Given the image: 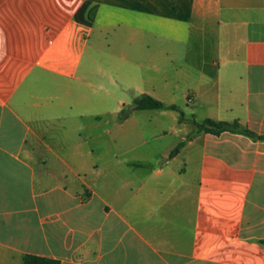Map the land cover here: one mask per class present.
<instances>
[{
    "label": "crops",
    "instance_id": "obj_1",
    "mask_svg": "<svg viewBox=\"0 0 264 264\" xmlns=\"http://www.w3.org/2000/svg\"><path fill=\"white\" fill-rule=\"evenodd\" d=\"M107 116L149 151L92 185ZM207 119L264 136V0H0V264H264V139Z\"/></svg>",
    "mask_w": 264,
    "mask_h": 264
},
{
    "label": "rangeland",
    "instance_id": "obj_2",
    "mask_svg": "<svg viewBox=\"0 0 264 264\" xmlns=\"http://www.w3.org/2000/svg\"><path fill=\"white\" fill-rule=\"evenodd\" d=\"M108 101L109 106H111L109 108L111 111L115 106V100L109 98ZM138 117L141 119L145 118L144 114H139ZM103 121H108V124L103 122L100 126H92L91 132L93 133V138L86 144V149L88 148L87 146H90L92 149L96 150L95 153H92L90 160L93 166H98L96 171L89 175V178L92 185H103V183L107 181V178L112 185H116V181L119 179L118 176L126 177L129 176L130 173H126L125 170L127 168L124 167V171H121L119 174L115 165V155H123L127 159L132 160L134 155L136 156V152H146L148 148L143 147L142 143L138 141L134 142L131 139L136 132L132 133L128 131L123 134L117 132L118 128L112 116H107ZM126 135L131 138L126 139Z\"/></svg>",
    "mask_w": 264,
    "mask_h": 264
},
{
    "label": "trees",
    "instance_id": "obj_3",
    "mask_svg": "<svg viewBox=\"0 0 264 264\" xmlns=\"http://www.w3.org/2000/svg\"><path fill=\"white\" fill-rule=\"evenodd\" d=\"M96 11H97V7L95 6L93 7L91 6L90 2H86L76 14L75 19L78 23L91 27L93 26L94 23ZM133 108L135 110L171 109V110L179 111L178 107L176 106L168 107L163 102L147 95L135 100ZM127 116H128V112L123 111L121 118H126ZM182 120H184L183 113H181V121ZM194 124L197 126V129L200 132H207V133L219 135L223 132L231 131V132H238L248 135L254 139H264V136L262 137L257 136L255 133L241 127L239 122H234V123L217 122L212 119H207L203 123H197L194 121ZM184 145L185 143L179 144L172 152L171 157L176 156ZM24 264H60V262L49 258L39 257L35 255H28L24 260Z\"/></svg>",
    "mask_w": 264,
    "mask_h": 264
}]
</instances>
